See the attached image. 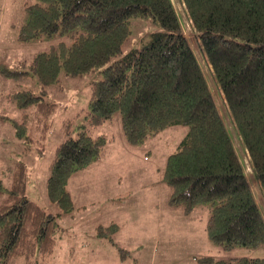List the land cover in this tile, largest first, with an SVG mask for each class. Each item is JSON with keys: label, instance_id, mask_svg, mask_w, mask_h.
<instances>
[{"label": "trees", "instance_id": "trees-1", "mask_svg": "<svg viewBox=\"0 0 264 264\" xmlns=\"http://www.w3.org/2000/svg\"><path fill=\"white\" fill-rule=\"evenodd\" d=\"M179 1L191 19L189 32L173 0L24 4L26 20L17 28L18 40L68 35L72 42L60 41L15 67L8 61L0 63L2 76L30 74L40 82L37 93L23 89L12 94L19 107L35 105L41 111L43 106L49 115L55 104L44 100L62 73L78 77L101 71L103 78L91 83L86 122L74 129L72 121L63 124L65 138L56 148L47 182L49 198L60 208L57 213L27 197L26 163L20 164L22 170L18 168L9 188L0 177V194L7 193L0 203V264H10L15 256H24V264H44L53 253L60 219L75 209L69 179L102 156L111 138L91 131L116 113L132 145L168 126L189 125V132L167 159L164 178L172 187L170 204L191 213L198 204L211 202L207 231L214 243L226 249L264 245V215L243 159L249 154L252 176L264 192V0ZM137 17L151 19L158 29L111 62L123 53L131 19ZM201 55L216 90L211 88ZM219 102L227 108L226 117ZM12 123L16 135L29 142L28 113ZM118 228L116 222L99 225L96 234L116 245L125 259L129 251L114 238ZM197 260L200 264H264V258L248 256L227 260L206 255Z\"/></svg>", "mask_w": 264, "mask_h": 264}, {"label": "rangeland", "instance_id": "rangeland-1", "mask_svg": "<svg viewBox=\"0 0 264 264\" xmlns=\"http://www.w3.org/2000/svg\"><path fill=\"white\" fill-rule=\"evenodd\" d=\"M34 1L0 0V63L8 61L12 67H15L20 60L30 61L37 53L50 50L60 41L72 42V38L68 35L43 37L31 42L17 39V28L26 20L24 4ZM173 1L181 16L185 32H189L192 28L191 19L188 18L183 2ZM130 27L131 34L123 45V53L113 57L111 62L140 46L144 40H148L152 32L158 29L155 22L143 17L132 18ZM193 46L200 55L196 44ZM200 61L205 68L211 88L216 90L211 71L209 72L210 69L202 55ZM102 78L101 71L89 72L78 77L62 73L60 79L51 85L49 94L44 100L55 104L51 107L49 115H46L43 106L40 105L41 111L35 105L27 108L19 107L12 97L15 91L23 89L39 92L40 82L36 76L0 75V177L7 188L12 185L18 168L19 172L22 170L20 164L26 163L27 197L38 202L49 212L59 211L58 205L53 203L48 195L49 166L54 159L57 146L65 138L64 122L72 121L73 129L86 122L91 83ZM219 104L222 107L220 102ZM223 107L222 111L226 117L228 111L225 106ZM24 113L29 115L27 132L28 135L30 134L29 139L27 138L29 142L16 135L12 123L13 119L23 120ZM118 117L119 114L116 113L114 118L107 122L110 126L97 125L91 134L97 136L104 133L110 137L112 133H119ZM227 121L229 122L228 119ZM83 128L85 127L81 129ZM189 130V125L175 124L164 128L157 135L147 138L140 144L132 145L125 142L122 145L121 143L118 146L121 157L113 158L107 155L104 162L107 164L102 169L87 170V172L82 169L74 173L71 180L69 179L68 188L73 191L77 188L82 195L85 193L84 189L87 192V198L84 200L88 202V207L77 215L78 218L81 217L79 224L82 229L96 232L97 227L102 224L94 228V221L103 218L100 222L110 225L107 220H109L108 216L112 215L119 225L114 235L115 241L118 246L129 251L125 259L121 258L117 246L106 238H97L91 233L80 234L78 230L73 232L74 221H71L69 227V220L62 222L60 219L61 228L56 233L57 242L54 251L44 260V264H200L197 257L206 255L227 260L241 256L264 258V245L235 246L226 249L210 239L207 221L212 207L211 202L198 204L191 213H185L182 208L170 204L172 187L164 178L167 159L177 150L180 141ZM231 133L235 134L233 130ZM109 144L99 160L105 156L108 147L111 148ZM236 144L238 152L242 155L237 140ZM123 146H126V149H122ZM243 159L264 215V192L252 176L249 154L243 156ZM120 162L125 167L121 169L122 173L119 174L121 177L115 175L116 182L113 187L117 192L109 197L111 194L101 187L100 178L103 176L108 178V174L114 176L115 170L111 166L120 165ZM6 196V192L0 194V203ZM67 233L72 234V243L77 240L84 242L81 249L77 248L76 253L70 248L65 249L63 245ZM24 263V256H15L10 262V264Z\"/></svg>", "mask_w": 264, "mask_h": 264}, {"label": "crops", "instance_id": "crops-1", "mask_svg": "<svg viewBox=\"0 0 264 264\" xmlns=\"http://www.w3.org/2000/svg\"><path fill=\"white\" fill-rule=\"evenodd\" d=\"M117 122H118V126H119V127L117 126L118 129H119V133L118 132L112 133L111 136H110L111 140L108 142V144L110 143L109 146L111 145V148H112V146H113V148L112 149L111 148L109 149V147H108V150H107L105 156L102 159H100V160L98 159L97 161L91 163L88 167L84 168L83 171H86L87 172V170H89V171H95L97 169H102L103 166L105 164H107V163H104L105 162V158H106L107 155H109V156H111L113 158H119V157H121V153L120 154L118 153L119 152L118 151V146H120L121 143H122V145L125 144V142H127V140H126V138H125V136L123 134V131H122V128H121V123H120V118L119 117L117 119ZM108 124L109 123L105 122L101 126L102 127L110 126ZM102 134H104V133H102ZM122 149H126V146H123ZM126 151L130 153L129 150H126ZM122 154H124V153H122ZM130 154H132V153H130ZM111 167L115 170L114 171V176H110L108 174V176H109L108 178H106L104 176L100 178L101 179V187L103 189L107 190L109 192V194H111L109 197L112 196V193L114 195L117 192L116 188L113 187V185H115V182H116V176L115 175H117L118 177H121L119 174L122 173L121 169H122V167H125V165L120 162V165H115V167L112 165ZM107 173H109V170L107 171ZM69 190H70L71 195L73 197V201H74V204H75V209L72 212H70L69 214H66V215L62 216L61 217L62 222H63V220H65V221L69 220V227H70L71 226V221H74V225L76 227L75 226L72 227L73 228V230H72L73 232L75 230H78V233H80V234L82 233V234H85V235H89V233H91L94 237L99 238L97 236V234L95 235L96 232H90V231H86V230L82 229V226H80V224H79V221H80L81 217H79V218L77 217L78 214L82 213V210H86L87 207H88V202L84 200L85 198H87L86 189L83 190L85 192L84 195L79 194L77 188L74 189V191L71 190L70 188H69ZM94 204H96V203L94 202ZM106 216H107V214L105 215V217ZM108 219H109V220H107L108 223H112V222L117 221V220H114L113 219V216L112 215H109L108 216ZM100 221H96L95 220L94 223H93V227L95 228V226L98 225V224H102V225L105 224V223L100 222ZM63 245H64L65 249L70 248L72 252H75L76 253L77 248L81 249V247L84 245V242H81V241H78L77 240V242L75 241L74 243H72V234H69L68 235V233H67V236H66V238L64 240ZM105 246L106 245L104 244V247ZM73 249H74V251H73Z\"/></svg>", "mask_w": 264, "mask_h": 264}]
</instances>
